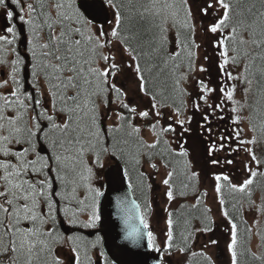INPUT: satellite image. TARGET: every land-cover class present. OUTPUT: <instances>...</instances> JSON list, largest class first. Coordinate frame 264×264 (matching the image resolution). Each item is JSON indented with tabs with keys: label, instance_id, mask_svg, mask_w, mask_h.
Returning a JSON list of instances; mask_svg holds the SVG:
<instances>
[{
	"label": "snow or ice",
	"instance_id": "obj_1",
	"mask_svg": "<svg viewBox=\"0 0 264 264\" xmlns=\"http://www.w3.org/2000/svg\"><path fill=\"white\" fill-rule=\"evenodd\" d=\"M10 2L22 13L19 20L28 26V51L33 60V87L37 88V93L21 91L23 86L17 77L24 61L17 54L10 62L8 78L0 80V89H6L0 91V264H65V258L68 264H85V261L92 264L86 251L84 260L81 259L82 246L77 241L83 238L65 236L59 231L58 216L62 215L72 225L95 227L101 219L99 202L104 195L101 187L96 185L97 170L103 169L109 158L135 165H139L145 155L151 160L152 154L141 152V148L154 149L160 143L159 120L148 125L156 136L150 144L142 138L141 127L133 123L137 116L147 119L150 112L138 111L136 106L125 102L127 93L115 82L123 74L124 64L122 57L117 62L116 53L121 52V48L116 45L123 46L122 51L135 61L134 65L127 64V68L135 72L139 91L144 95L149 92L143 73L153 69L171 78L173 91L187 94L182 84L187 83L190 73L196 71L195 50L200 48L195 40L193 6L203 16H208L211 9L215 19L205 31L218 34L214 47L219 57V70L225 78L219 91L235 105L231 109L237 113L233 123L239 124L244 119L239 113L252 107L248 99L254 83L259 94L256 104L264 106V0H259V7L255 0H214V3L209 0L203 7L199 6V0H105L113 10L110 30L86 18L76 6V0ZM7 7L6 0H0V8ZM5 15L10 23L5 32L11 34L12 39L7 34L0 35V46L12 45L17 37L15 25L11 23L16 13L7 10ZM133 41L136 47L132 46ZM142 57L151 62L147 69L141 67ZM184 60H187L186 72L181 71ZM8 63L0 58V65ZM229 68L237 69L236 74ZM199 71L206 69L200 66ZM226 81H236L243 86L241 100L235 99L237 83L225 87ZM10 82L13 86L7 90ZM198 83L202 93L200 99L207 102L208 94L216 89L209 88L203 80ZM113 94L114 100L111 99ZM151 98L156 101V95ZM110 103H118V107L127 110L129 115L118 110L114 112ZM220 106L217 103L209 108ZM194 107L198 109L199 105L194 104ZM151 108L156 109L157 104L153 103ZM259 110V107L253 109ZM181 114V109L177 108L175 115ZM155 116L162 117L163 113L156 111ZM203 119L207 120L208 115L205 114ZM175 123L183 132L189 131L183 127L185 120L176 119ZM261 130L264 131V122ZM169 131H175L171 124L160 129V132ZM242 131H236L237 138ZM249 131L253 136L240 140L241 145L258 143L257 126L251 117ZM130 146H135L134 153L128 150ZM214 150L209 149V155ZM244 150L252 161L260 163L251 148ZM179 155L187 157L189 153L185 149ZM226 162L233 163L232 160ZM211 163L216 165L220 160L214 159ZM151 167L157 166L153 163ZM185 167L190 168L191 163L186 162ZM245 168L249 177L239 185L231 183L228 175L216 174L215 192L221 194V181H226L232 191L247 192L251 196L250 186L257 172L247 165ZM124 175H128L126 168ZM140 175L143 177L144 173ZM199 175L192 171L188 179H197ZM172 177L173 172H168L163 180L168 186L166 196L169 201L174 198L170 184ZM180 194L184 195L183 192ZM219 203L221 206L225 203L222 196ZM259 211L264 212V208ZM85 213L87 220L79 221V216ZM223 215L229 216L226 210ZM229 222L228 250L231 264H238L237 225L231 219ZM140 223L144 228L149 227L143 217H140ZM167 225L166 246L171 248V212ZM211 230L207 226L202 229L205 232ZM139 234L140 230L133 228L128 235L135 239ZM147 237L149 247H154L155 237L151 231L147 232ZM65 245L68 252L58 251ZM179 250L185 251L184 248ZM206 259L211 264V259Z\"/></svg>",
	"mask_w": 264,
	"mask_h": 264
},
{
	"label": "rangeland",
	"instance_id": "obj_2",
	"mask_svg": "<svg viewBox=\"0 0 264 264\" xmlns=\"http://www.w3.org/2000/svg\"><path fill=\"white\" fill-rule=\"evenodd\" d=\"M26 2H34V0H26ZM209 0H199V6L203 7ZM214 3V0H211ZM109 12V19L106 24H99L103 25L105 30H110L111 21L113 18V10H111L108 6ZM9 10L8 8H0V35L7 34L5 32L6 27L10 26V23L5 20L3 17H6V11ZM19 10V8H18ZM20 12V10H19ZM208 16H203L198 10L197 7L193 6V22L195 24L196 32H195V40L196 43L200 45L199 49H196L197 59L196 63V71L190 73L189 80L185 83V87L187 89V106L184 108L182 114L180 116L175 115L174 108L170 107H161L158 105L156 101H153L149 96L144 95V93L139 91V80L136 76L135 72L131 68H127V64H135V61H132L131 58L127 55L126 52L122 51V47L120 45H116V47L121 48V52L116 53L117 55V62H120L121 57L123 59V74L116 78L115 82L118 86L122 87V89L127 93L125 98V102L136 106L138 111L141 110H149L150 115L147 119H141L138 116L135 117L133 120L134 124L141 127V136L147 143H153L156 139V136L153 132L149 129L147 123H155L159 120V127H167L169 124L175 129V131L167 132V137L171 139L172 144L179 148V149H187L190 160L194 162L196 167L200 172L201 178V188L200 190L203 193L207 192V195H203L204 203L210 209L212 219L214 221V226L212 227L211 231L199 233L196 236L194 242V248L199 249L210 256L213 260V264H231V253L228 250V244L231 240V223L226 219L223 215L222 206L219 203L220 196L215 192V183L214 176L218 173H224L230 177V182L239 185L243 182L244 179L249 177V172L246 170L245 165L248 168L253 170L254 165L251 160L250 155L244 150L245 148H251L254 152L257 151L254 145L245 144L244 148L237 152L234 149L230 152L232 155L230 156L229 153L221 152L218 150H214L211 155H209V150L207 153L205 152V145L207 144L206 141L211 136L213 137L216 135V126L224 125L226 121L235 127L236 130L243 129L241 133L240 140H248L251 139L252 134L247 127L245 121V112L244 110L239 113L244 119L243 122L239 124L233 123V117L237 115V113H233L231 111L232 107L235 105L232 104L231 101H227L226 98L222 96L219 91V88L222 85V82L225 78L222 76L218 64H219V57L217 55V49L214 47V42L217 39L218 34L214 35L212 33H207L205 31L206 27L215 19V16L212 15V10H209ZM22 14V13H20ZM7 21V22H6ZM13 23V22H11ZM16 33L17 37L15 42L12 45H4V52L5 55H2L0 58L8 61L7 65H0V80L8 78V74L11 71V61L16 59L17 54L20 57V51H18V40L19 35L17 28ZM27 31V41L29 38L28 26L26 25ZM9 38L12 39L11 34ZM28 43V42H27ZM27 45V51H28ZM17 52V53H16ZM30 54V52L28 51ZM207 56L208 59L205 60L204 57ZM23 65H20V72L18 75V79L21 81L22 89L21 91H26L32 94L37 93V88L33 87L34 78L32 76V67L30 65V58H29V76L27 79L26 86L25 80L22 77ZM200 66H203L206 71L201 72L199 71ZM1 70L3 72H1ZM230 71L233 72L235 75L237 69L229 68ZM203 80L209 88L216 89V91L209 93L207 102L205 100L200 99L202 93L200 92L199 81ZM232 83H237V92L235 94V99L241 100L242 99V85H239L236 81H226L223 86L228 87ZM13 85L9 84V89ZM0 91H6V89H0ZM39 98V97H37ZM111 99L114 100V94L111 96ZM223 101V102H222ZM153 103L157 104L156 109H152L151 105ZM219 103L221 106L220 108H209V105H215ZM194 104H198L199 108H195ZM110 108L115 111H121L118 107V103H110ZM160 111L163 113L162 117H156L155 112ZM208 115V119L204 120V115ZM172 117V119H169ZM217 118V122H214ZM223 117V119H221ZM190 118V122H189ZM176 119L185 120V124L183 125L184 128L189 129L188 132H183L180 125L175 123ZM206 127V123H209ZM211 126H213L212 129ZM210 129V130H209ZM213 130V131H212ZM229 134L228 138H225L228 141H231V132H227ZM214 159H219V164H212L211 161ZM232 160V164H228L226 161ZM111 159H107L105 161V166L110 164ZM156 164V168L153 169L151 164ZM153 163H146L144 165L145 171L148 173L149 177V185L150 188V196L148 198L149 203L144 212L146 215L145 221L149 225V231H151L155 237L154 248L161 250V257L162 263L161 264H181L178 262V253H171L166 251V235L165 233L168 230L167 219H168V209L171 205H174L177 201L173 198V200L169 201L166 196V192L168 189L167 185L163 184V180L167 178L168 169L167 167L160 161L155 159ZM104 166V167H105ZM98 177L99 179L96 181V185L98 187L102 186L103 178H102V169H98ZM245 218L249 224V227L252 232L250 246L251 249L258 253V246H259V226L262 220V214L259 211V207L257 206V200L250 204L248 208L245 210ZM87 220V213L79 216V221H86ZM64 234V233H63ZM65 236H70L65 235ZM71 236H79L78 234ZM83 237H88L86 235H82ZM89 238V237H88ZM216 240V244L210 243V241ZM81 243V244H79ZM78 245H81L83 248L81 249V259L84 260L85 252L83 249L89 248L90 252L87 253L88 256L91 257L92 261L97 259L96 255L94 254V250L90 244V241H85L82 239L80 242L77 241ZM58 251L62 253L68 252V248L65 245L63 249H58ZM62 258H65L62 256ZM86 262V261H85ZM65 264H68L67 259L65 258ZM185 264V263H183Z\"/></svg>",
	"mask_w": 264,
	"mask_h": 264
},
{
	"label": "trees",
	"instance_id": "obj_3",
	"mask_svg": "<svg viewBox=\"0 0 264 264\" xmlns=\"http://www.w3.org/2000/svg\"><path fill=\"white\" fill-rule=\"evenodd\" d=\"M77 1V0H76ZM257 7H259V0H255ZM77 6V5H76ZM81 12V11H80ZM82 13V12H81ZM194 23V22H193ZM132 46L136 47V43L133 41ZM17 53V52H16ZM5 55L4 45L0 46V57ZM33 60L30 54V65H32ZM141 67L147 69L151 62L147 61L145 58L140 59ZM182 72L187 71V60L183 61ZM144 76L146 80V90L149 92L150 98L152 95H156V102L158 105H164L163 107H172L174 109L180 108L181 111L187 106V94L181 95L179 92L173 91L172 80L167 74H161L156 69H153L151 72L144 71ZM182 87L186 90L185 83L182 84ZM259 94L257 92L256 85L254 83L253 90L249 94L248 103L252 107L245 108V121L247 127L249 128V117L252 118V122L257 126V131L255 133L258 143L254 145L257 151L255 154L260 161L257 164L253 162L254 168L253 171L257 172V176L254 178V183L250 186L251 196L241 192H235L230 189L229 182L221 181L223 185L222 193L219 194L220 198L224 199L225 203L222 206L223 212L226 210L229 216L226 218L228 221L231 219V222L236 223L238 230V244L236 247V252L238 256V264H264V212L262 214V220L259 226V246L258 253H255L250 246L252 232L248 231L250 229L248 222L245 218V210L250 204H253L255 199L257 200V206L259 209L264 208V131L261 130V123L264 122V106H258L256 104ZM152 99V98H151ZM162 107V106H161ZM259 107V112L253 111V109ZM121 112L124 115H129L127 110L121 109ZM217 118H214L217 122ZM206 123V127L210 125ZM134 123V122H133ZM150 124V123H147ZM216 135L207 139L205 145V152L209 149H215L221 152L230 153L234 149L239 152L244 148V145L239 143L240 139L235 135L236 129L230 125L227 121L224 125L216 126ZM162 127L157 126V132L160 133V143L154 149L141 148V152L152 154L151 160L148 159V156L145 155L141 157V163L135 165L134 162L125 164L123 161H120L124 168L127 169L128 175L127 180L131 185V189L134 195V198L140 204L142 212L146 210L149 203V194L150 188L148 173L144 169L146 163H153L155 159L160 160L168 169V172H173V177L170 181L172 185L174 199L177 201L174 205L168 209V212L172 213L173 219V240L172 247L165 248L167 252L178 253V262L181 264H209L211 259V264L213 260L210 256L199 249L194 248V242L196 236L202 231L206 226H214V221L212 219L211 212L208 211V206L204 203L201 188V178L200 175L197 179H188L192 171H196L200 174L198 168L193 161L190 160V156L187 157L180 156L179 153L184 149H179L172 144L171 139L167 137V132H160ZM211 126L210 129H212ZM213 131V130H212ZM231 132V141L226 140ZM242 133V132H241ZM241 133L240 136L241 137ZM252 136L253 133L251 132ZM223 136L224 139L221 140L220 137ZM143 138V137H142ZM145 141V140H144ZM167 141V143H165ZM150 144V143H149ZM223 145V147H221ZM132 153L135 152V146H130L128 148ZM187 150V149H186ZM190 162L191 167L186 168L185 163ZM140 173H144L141 177ZM220 174V173H218ZM224 174V173H221ZM187 185V187H185ZM183 192L184 195L180 193ZM199 200V203L197 201ZM148 209V208H147ZM143 212V217L146 215ZM77 223L75 226H79ZM81 226V225H80ZM91 228V227H87ZM83 240L90 241L91 245H95L93 248L99 249L100 245L96 237H83ZM82 240H80L81 242ZM81 244V243H79ZM184 248L185 251L181 252L179 249ZM196 253V255H193ZM203 253V255H201ZM82 256V255H81ZM255 257H261L262 259H256ZM108 264H110L108 262Z\"/></svg>",
	"mask_w": 264,
	"mask_h": 264
},
{
	"label": "water",
	"instance_id": "obj_4",
	"mask_svg": "<svg viewBox=\"0 0 264 264\" xmlns=\"http://www.w3.org/2000/svg\"><path fill=\"white\" fill-rule=\"evenodd\" d=\"M8 7L16 13L14 22L18 27L20 39L18 47L26 49L27 35L23 23L18 22L19 15L15 6L6 0ZM78 7L88 19L97 23H106L109 12L103 0H78ZM25 59L23 78L26 86L29 76L27 52H22ZM104 195L100 198L99 212L101 219L98 227L84 232L91 236L94 232L101 234V246L113 264H159L160 251H155L148 245L147 232L140 223L142 212L137 200L134 198L131 187L124 175V166L120 161L112 160L102 170ZM60 225L64 233H69L71 227L60 218ZM133 228H138L140 234L133 239L128 234Z\"/></svg>",
	"mask_w": 264,
	"mask_h": 264
},
{
	"label": "flooded vegetation",
	"instance_id": "obj_5",
	"mask_svg": "<svg viewBox=\"0 0 264 264\" xmlns=\"http://www.w3.org/2000/svg\"><path fill=\"white\" fill-rule=\"evenodd\" d=\"M70 225H72V224H70ZM72 226L75 227V228L88 229L87 227H83V226H80V225L79 226L72 225ZM96 227H97V225L95 227H93V229L96 228ZM73 232L83 234V232H81L79 230H75ZM93 236L96 237V238H99L98 240H99V243H100V249L94 250V254L96 255L97 259L95 261H92V264H108V258L106 257L105 253L102 251V248H101V237H100L99 233H94ZM82 248L83 247H81V249ZM82 251L83 252L86 251L87 253L90 252L89 248H87L86 250L83 249ZM85 264H87V262H85Z\"/></svg>",
	"mask_w": 264,
	"mask_h": 264
}]
</instances>
